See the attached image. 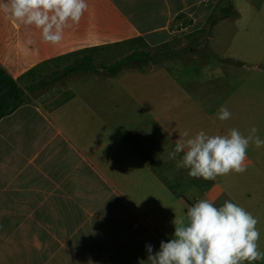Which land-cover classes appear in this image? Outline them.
I'll use <instances>...</instances> for the list:
<instances>
[{"label": "crops", "instance_id": "0c3cea01", "mask_svg": "<svg viewBox=\"0 0 264 264\" xmlns=\"http://www.w3.org/2000/svg\"><path fill=\"white\" fill-rule=\"evenodd\" d=\"M87 3L80 22L65 29L68 45L23 39L24 59L36 66L23 75L7 71L26 82L19 84L24 89L45 84L26 92L19 110L0 121V264H140L145 245L159 251L160 242L173 237L175 216L200 199L218 207L230 201L250 212L264 252L262 146L249 145L243 174L215 180L192 178L168 159L185 131L227 135L236 128L247 136L232 115L217 118L221 106L235 107L231 75L223 84L216 83L218 75H63L73 54L86 49L136 39L156 49L199 33L223 8L237 10L235 0ZM51 64L47 75H28Z\"/></svg>", "mask_w": 264, "mask_h": 264}, {"label": "clouds", "instance_id": "9594fccd", "mask_svg": "<svg viewBox=\"0 0 264 264\" xmlns=\"http://www.w3.org/2000/svg\"><path fill=\"white\" fill-rule=\"evenodd\" d=\"M2 10L13 22L34 26L40 30L43 42L58 45L66 27L78 24L88 10L87 0H4ZM231 112L221 106L217 118L230 119ZM253 126L247 136L232 128L227 135H208L204 131L190 136L183 133L168 153L177 169L188 170L192 178L215 180L247 170V150L250 144L259 148L264 139ZM179 157V158H178ZM259 221L242 206L225 201L215 206L200 199L186 213L173 221L174 234L161 241L159 251L145 245L147 259L140 264H252L264 259L259 250Z\"/></svg>", "mask_w": 264, "mask_h": 264}, {"label": "rangeland", "instance_id": "374dc122", "mask_svg": "<svg viewBox=\"0 0 264 264\" xmlns=\"http://www.w3.org/2000/svg\"><path fill=\"white\" fill-rule=\"evenodd\" d=\"M4 0H0V4ZM237 16L221 24L207 41L204 34L189 33L178 37L172 43L174 53H184L193 49V54H183L179 59L166 60L155 64L156 68L146 74L124 70L120 75H218L217 82L223 84L225 75H231L235 90V107L231 111L233 122L246 129H259L258 135L264 139V15L261 12L262 0H235ZM22 24L13 22L0 10V63L12 75H23L36 63L26 62L25 51L21 49L23 39L42 40L34 26L24 32ZM27 25H25L26 27ZM67 29V27L65 28ZM205 36V37H204ZM68 45L69 36L64 30L63 40ZM65 48L61 51H65ZM149 49L142 44L126 42L101 48L96 52V65H113L121 59ZM37 60V59H35ZM56 64L42 67L36 75H47ZM153 66L143 70H150ZM92 75H108L100 71ZM209 79L203 78L207 83ZM24 87L23 80H18ZM264 154V146H262ZM258 150L251 151L259 156ZM256 153V154H255ZM264 159V157H263Z\"/></svg>", "mask_w": 264, "mask_h": 264}, {"label": "trees", "instance_id": "16d2710c", "mask_svg": "<svg viewBox=\"0 0 264 264\" xmlns=\"http://www.w3.org/2000/svg\"><path fill=\"white\" fill-rule=\"evenodd\" d=\"M237 12L233 6L229 5L223 8L219 15L210 17L206 27L200 31L201 34H206L207 38H210L214 27L225 19L235 18ZM204 36V37H205ZM132 42L145 45L149 51H142L133 53L113 65H96L95 56L99 50L97 48H90L81 52L74 53L75 61L69 66H66L63 71V75H69L71 73H98L100 71L106 72L112 77L119 75L125 69H140L149 68L155 64L166 60H175L183 56V54H193L195 51L191 48L184 53H174L172 44L167 43L159 48H151L146 45L143 39H136ZM63 59V58H62ZM37 70L29 72L28 75H36ZM61 72H56L59 75ZM45 84V81L41 80L38 85H33L29 89L22 88L17 81L7 72V70L0 64V121L12 114H14L19 108L26 102L27 93L33 92L38 86Z\"/></svg>", "mask_w": 264, "mask_h": 264}]
</instances>
